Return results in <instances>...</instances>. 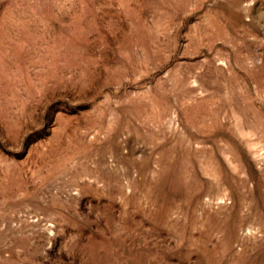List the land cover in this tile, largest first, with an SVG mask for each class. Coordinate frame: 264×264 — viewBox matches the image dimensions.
I'll return each instance as SVG.
<instances>
[{
  "label": "rangeland",
  "instance_id": "rangeland-1",
  "mask_svg": "<svg viewBox=\"0 0 264 264\" xmlns=\"http://www.w3.org/2000/svg\"><path fill=\"white\" fill-rule=\"evenodd\" d=\"M0 264H264V0H0Z\"/></svg>",
  "mask_w": 264,
  "mask_h": 264
}]
</instances>
